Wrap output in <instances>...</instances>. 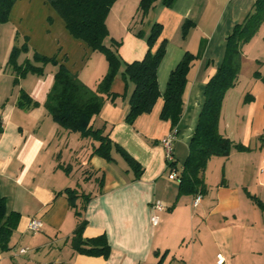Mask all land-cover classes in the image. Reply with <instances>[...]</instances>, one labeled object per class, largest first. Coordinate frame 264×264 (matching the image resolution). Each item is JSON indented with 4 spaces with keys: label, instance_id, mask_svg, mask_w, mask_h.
<instances>
[{
    "label": "crops",
    "instance_id": "1",
    "mask_svg": "<svg viewBox=\"0 0 264 264\" xmlns=\"http://www.w3.org/2000/svg\"><path fill=\"white\" fill-rule=\"evenodd\" d=\"M254 1L175 0L168 9L158 0L142 21L136 15L139 0H117L109 11L104 44L110 46V40L120 43L118 54L126 63L141 60L147 50L145 41L134 33L142 30L147 34L153 23L162 25L154 47L166 41L165 56L157 69L160 93L184 53L196 55L204 45L201 57L191 64L182 95L183 112L172 143L177 167L187 156L204 87L223 59L225 38ZM49 7L43 0H17L7 23L0 24V38H6L2 39L5 51L0 63V193L7 199V210L19 214L9 251L0 252V264H156L164 252L162 264H216L217 255L222 256L223 264H264V210L247 196L264 206V144L258 141L264 131V85L252 77L254 71L264 74V24L241 49L238 80L224 97L219 119V133L250 150L233 149L227 157L210 158L204 172L206 195L196 206L194 197L182 196L169 211L177 182L167 178L161 140L171 134L169 122L159 119L161 98L150 113L127 125L128 104L122 95L126 91L128 96L132 86L126 89L117 75L110 86L117 97L106 99L91 121L95 129L104 126L109 138L141 166L139 179L133 180L120 157L113 155V162L108 163L91 155L98 146L96 141L65 131L52 121L43 103L56 68L47 65L43 76L29 74L12 84L14 74L6 62L11 48L21 45L24 38L29 52L18 63L30 59L33 52L65 58L67 69L91 90L107 72L104 56L73 39ZM184 20L192 21L194 28L182 40ZM20 90L38 107L18 108ZM65 188L91 196L82 212L87 222L83 237L105 234L110 246L107 259L71 249L69 240L77 220L65 195L57 194ZM154 201L165 206L156 213V226L150 222ZM34 219L41 222L36 232L28 229Z\"/></svg>",
    "mask_w": 264,
    "mask_h": 264
},
{
    "label": "trees",
    "instance_id": "2",
    "mask_svg": "<svg viewBox=\"0 0 264 264\" xmlns=\"http://www.w3.org/2000/svg\"><path fill=\"white\" fill-rule=\"evenodd\" d=\"M63 21L67 33L76 40L85 44L92 52L100 53L107 63V72L97 84L95 90L85 86L75 74L65 66V58L57 56H43L36 52L31 58H25L22 63L18 59L22 54H27L29 48L27 40L21 45H14L8 55L6 68L14 74L13 85L27 75L41 77L44 68L50 65L56 68L53 84L48 91L43 103L44 109L52 121L61 129L78 133L83 139H92L98 143L91 155L100 157L106 162H113V155L120 157L132 172L133 180L139 179L141 166L118 144L113 142L105 127L93 128L91 121L99 115L106 99L113 101L117 96L110 92L112 81L120 75L126 89L132 86L131 93L127 92L122 98L127 99L128 111L125 123L132 125L135 120L152 111L156 101L161 98L163 105L159 114L161 121L169 122L170 134L175 137L177 124L183 112L182 95L186 84L187 74L193 61L201 57L204 45L201 44L196 55L185 52L176 67L170 72L163 93L159 92L157 84V69L165 56L166 41L162 40L154 49L159 40L163 27L153 23L147 34L142 30L136 31L134 36L145 41L147 50L143 58L130 63L124 62L119 54L120 43L110 40V46L104 44L108 37L105 20L113 4L117 0H43ZM158 0H139L136 15L142 21ZM17 0H0V24L8 21L10 11ZM175 0H161L164 8H171ZM264 24V0H255L243 20L233 26L225 38L224 56L214 75L208 80L203 91V103L198 115L194 133L188 145L187 156L177 167L174 159L166 162L169 171L177 173V194L173 205L182 196H200L207 193L204 182V172L207 162L212 157H227L231 150L246 152L250 149L240 144H235L219 133V119L221 107L226 93L232 89L238 80L241 68V49L257 33ZM194 23L184 20L180 26L181 39H186ZM18 38L15 35V41ZM154 49V50H153ZM259 64V63H258ZM252 77L264 85V74L254 71ZM248 101V99H245ZM23 90L19 91L16 106L27 110L38 107ZM264 144V131L258 138ZM173 158V157H172ZM65 174L68 169L63 168ZM103 176L98 181L99 191L102 189ZM67 199L68 207L73 211L77 223L72 232L69 243L76 253L88 257H101L107 259L110 255V246L105 234L92 238H84L83 231L87 225L82 212L91 200L90 195L78 192L75 188H65L62 192ZM248 198L260 209L264 206L253 196ZM19 222V214L7 210V199L0 193V252L9 251V241ZM167 252L159 257L156 264H162Z\"/></svg>",
    "mask_w": 264,
    "mask_h": 264
},
{
    "label": "built area",
    "instance_id": "3",
    "mask_svg": "<svg viewBox=\"0 0 264 264\" xmlns=\"http://www.w3.org/2000/svg\"><path fill=\"white\" fill-rule=\"evenodd\" d=\"M173 136L170 135L167 138L161 140V145L164 148L165 151V158H166V162L168 161H172V143H173ZM169 180L175 181L178 183V179H177V173L175 171H169L168 173V177ZM200 196H196L194 198L193 201V205L196 206L198 204V202L200 201ZM165 209V206L160 202V201H154L151 204V210L153 211V215L150 218V222L153 226H156L159 222V219L156 215V213L161 212ZM41 227V222L39 220H31L29 222L28 225V229L32 232H36L39 230V228ZM24 250H20V253H24ZM224 263V259L222 258L221 255H217L216 256V264H223Z\"/></svg>",
    "mask_w": 264,
    "mask_h": 264
},
{
    "label": "rangeland",
    "instance_id": "4",
    "mask_svg": "<svg viewBox=\"0 0 264 264\" xmlns=\"http://www.w3.org/2000/svg\"><path fill=\"white\" fill-rule=\"evenodd\" d=\"M40 1V0H39ZM42 1V0H41ZM49 6V5H48ZM50 8V7H49ZM50 10H51V12H53L54 14H56V12L53 10V9H51L50 8ZM58 16V15H57ZM59 18V17H58ZM1 28H3V27H0V34L2 33V29ZM3 38H5V37H3L2 36V39ZM1 38H0V63L2 62V55H3V53H4V51H5V39L4 40H2Z\"/></svg>",
    "mask_w": 264,
    "mask_h": 264
}]
</instances>
